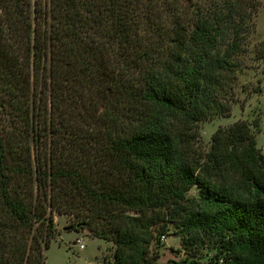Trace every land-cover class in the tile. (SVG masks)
<instances>
[{"label":"trees","instance_id":"1","mask_svg":"<svg viewBox=\"0 0 264 264\" xmlns=\"http://www.w3.org/2000/svg\"><path fill=\"white\" fill-rule=\"evenodd\" d=\"M251 1L0 0V264H48L54 214L113 242L115 264H162L171 225L182 264H264L251 126L193 148L232 112Z\"/></svg>","mask_w":264,"mask_h":264},{"label":"rangeland","instance_id":"2","mask_svg":"<svg viewBox=\"0 0 264 264\" xmlns=\"http://www.w3.org/2000/svg\"><path fill=\"white\" fill-rule=\"evenodd\" d=\"M228 1L230 0H196V3L198 7L208 8L211 4H224ZM251 2L254 6L251 8L253 14L251 23L253 22L254 27L244 45L245 65L234 85L232 112L228 116L220 115L199 125L196 139L193 141L196 154L203 155L209 152L214 135L219 128L226 129L239 122H246L251 126L257 136L258 147L264 154V0H252ZM37 91L39 92V89ZM196 195H198V190L193 188L190 196ZM129 213L134 214L135 212L130 211ZM54 218L57 234L47 251L48 264H115L113 242L93 237L87 229L66 230V227L72 225L74 215L54 214ZM170 229L171 235H167L166 239L161 237L162 245L154 251L160 256L159 263L166 264L172 261V264H182L181 262L188 258L189 252L184 247L182 237L174 235V225H171ZM80 235H84L86 244L84 250L75 246ZM215 252L213 245H207L198 253L196 260L207 263Z\"/></svg>","mask_w":264,"mask_h":264},{"label":"built area","instance_id":"3","mask_svg":"<svg viewBox=\"0 0 264 264\" xmlns=\"http://www.w3.org/2000/svg\"><path fill=\"white\" fill-rule=\"evenodd\" d=\"M162 239H166V236L163 235ZM75 246H77L80 250H84L86 248V244L84 242V235H80L75 242Z\"/></svg>","mask_w":264,"mask_h":264},{"label":"water","instance_id":"4","mask_svg":"<svg viewBox=\"0 0 264 264\" xmlns=\"http://www.w3.org/2000/svg\"><path fill=\"white\" fill-rule=\"evenodd\" d=\"M79 227V226H78ZM66 230H73V227L72 226H69V227H66L65 228Z\"/></svg>","mask_w":264,"mask_h":264}]
</instances>
